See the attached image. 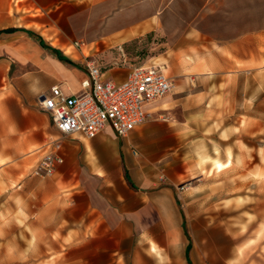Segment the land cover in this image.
<instances>
[{
	"label": "crops",
	"instance_id": "0c3cea01",
	"mask_svg": "<svg viewBox=\"0 0 264 264\" xmlns=\"http://www.w3.org/2000/svg\"><path fill=\"white\" fill-rule=\"evenodd\" d=\"M7 29L0 158L30 170L18 191L33 227L59 235V251L69 252L59 264H191L179 196L167 184L188 178V145L203 123H225L240 108L257 120L264 0H0ZM145 38L153 53L137 64ZM87 59L118 83L132 66H158L174 88L127 138L111 129L62 137L40 101L56 86L66 96L85 92ZM52 142L64 163L50 178L33 176Z\"/></svg>",
	"mask_w": 264,
	"mask_h": 264
},
{
	"label": "rangeland",
	"instance_id": "374dc122",
	"mask_svg": "<svg viewBox=\"0 0 264 264\" xmlns=\"http://www.w3.org/2000/svg\"><path fill=\"white\" fill-rule=\"evenodd\" d=\"M144 44L137 64L153 53L152 40ZM258 103L257 120L240 108L225 123H203L188 145V178L167 184L179 196L191 264H264V75ZM13 166L0 158V264H59L69 252L59 251V235L33 227L18 191L30 170Z\"/></svg>",
	"mask_w": 264,
	"mask_h": 264
},
{
	"label": "built area",
	"instance_id": "2783aa9c",
	"mask_svg": "<svg viewBox=\"0 0 264 264\" xmlns=\"http://www.w3.org/2000/svg\"><path fill=\"white\" fill-rule=\"evenodd\" d=\"M75 45L80 47L83 43ZM85 65L91 79L85 92L66 96L56 86L40 101L62 137L81 134L94 139L111 129L118 137L127 138L150 119L146 107L169 95L174 88L173 81L158 66H132L127 79L118 83L102 79V68L96 60L87 59ZM50 148L33 169V176L50 178L64 163L62 144L52 142Z\"/></svg>",
	"mask_w": 264,
	"mask_h": 264
},
{
	"label": "trees",
	"instance_id": "16d2710c",
	"mask_svg": "<svg viewBox=\"0 0 264 264\" xmlns=\"http://www.w3.org/2000/svg\"><path fill=\"white\" fill-rule=\"evenodd\" d=\"M13 31H14V29L0 30V35L2 33H9V32H13Z\"/></svg>",
	"mask_w": 264,
	"mask_h": 264
}]
</instances>
